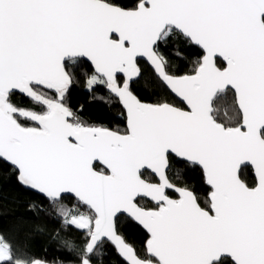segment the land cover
Here are the masks:
<instances>
[{"label": "snow or ice", "instance_id": "1", "mask_svg": "<svg viewBox=\"0 0 264 264\" xmlns=\"http://www.w3.org/2000/svg\"><path fill=\"white\" fill-rule=\"evenodd\" d=\"M172 37L203 50L193 74L165 70L158 45ZM80 58L94 69L87 88L103 85L126 111L123 131L68 105L69 65ZM137 58L186 107L133 95ZM16 92L29 107L12 102ZM0 159L47 202L29 211L59 223L52 238L75 264L93 256L103 264L105 242L126 264H264V0H0ZM173 164L202 169L204 207L169 178ZM245 164L254 186L238 176ZM121 214L146 230L149 258L118 234ZM69 226L81 230L79 243L62 235ZM0 264L49 261L14 250L0 233Z\"/></svg>", "mask_w": 264, "mask_h": 264}, {"label": "trees", "instance_id": "2", "mask_svg": "<svg viewBox=\"0 0 264 264\" xmlns=\"http://www.w3.org/2000/svg\"><path fill=\"white\" fill-rule=\"evenodd\" d=\"M120 2L129 5L132 0H120ZM158 50L166 58L165 70L173 75L193 74L194 62L203 56L200 49L195 48L183 38L178 40L176 37H172L166 44L160 43ZM217 66L223 68L222 62L217 61ZM138 67L141 71L140 78L130 84V90L141 102L155 103L163 97L170 103L184 107L183 104L177 103L178 101L173 96L165 95L155 73L146 63L138 61ZM69 68L73 73V82L66 95L68 105L90 124L106 127L113 131H123L126 117L118 100L111 96L103 85H94L91 91L85 88L86 80L93 72L90 65L80 59L75 66L69 65ZM118 83L122 84V77H118ZM101 96L106 100L98 99ZM10 98L19 107L30 106L29 99L18 93L13 94ZM229 101H231V93ZM217 106L219 107L220 104L217 103ZM216 115L218 121L226 122L222 107ZM95 168L97 171L101 170L97 164ZM178 168L180 169L179 174H177ZM168 174L173 183L180 187L186 186L193 191L197 196L198 203L202 207L205 206L209 188L205 185L199 168L173 164ZM238 176L248 186H254L255 178L250 167L242 168ZM169 194L172 198L175 197L173 193ZM33 202L47 203L41 195L20 185L12 166L0 159V233L12 242L14 250L23 249L37 259L48 260L50 264L53 259L63 260L64 264H75L76 255L67 249H62L59 242L52 238L53 230L60 228L59 223L43 214L38 216L29 211L28 206ZM65 202L72 205L74 200ZM141 204L149 206L145 201H141ZM81 210L86 211L83 207ZM37 226L44 230L37 231ZM117 230L118 234L122 235L126 242L134 247L139 257L149 258L144 247L148 235L142 228L121 216L117 223ZM62 235L74 238L79 243L81 230L69 226L66 230H62ZM102 251L104 252L103 264H125L118 258L115 249L107 243L103 244ZM92 261L93 264H99L96 256L92 257Z\"/></svg>", "mask_w": 264, "mask_h": 264}, {"label": "water", "instance_id": "3", "mask_svg": "<svg viewBox=\"0 0 264 264\" xmlns=\"http://www.w3.org/2000/svg\"><path fill=\"white\" fill-rule=\"evenodd\" d=\"M118 38V37H117ZM192 46H194L195 48H197V49H200L198 46H196V45H193V44H191ZM201 51H202V53H203V50L202 49H200ZM80 59H82L84 62H86L87 64H89L90 65V67L92 68V66H91V64H90V62L89 61H87L86 60V58H80ZM138 59V61H141V62H143V63H146L149 67H150V69L154 72V70L152 69V67H151V65L147 62V60L145 59V58H137ZM216 60L217 61H220V62H222V64H223V67H226V64H225V62L222 60V58H216ZM138 66V65H137ZM92 71H94V69L92 68ZM155 73V72H154ZM141 75V74H140ZM156 75V74H155ZM118 77H122L123 78V74H118ZM140 78V76L139 77H136V78H134L133 80H132V82L130 83V84H132V83H134L137 79H139ZM16 93H18L19 95H21V96H23V97H25V98H27L26 96H24L23 94H21V93H19V92H16ZM16 93H14V94H16ZM172 96L174 97V94H172ZM177 101L179 100V98H177V97H174ZM182 104V103H181ZM119 105H120V103H119ZM121 107H122V105H120ZM184 107H186L185 105H184ZM122 110H123V112H124V115H125V117H126V111L123 109V107H122ZM125 128H126V121H125ZM7 163V162H6ZM8 165H10L9 163H7ZM99 165L100 167H101V169L104 167L102 164H100V162L99 161H96V162H94V166L95 165ZM197 168H199L200 170H201V172H202V169L197 165L196 166ZM247 167H250L251 168V166L250 165H247V164H245V165H241V168H240V170L242 169V168H247ZM240 170L238 171V175H239V172H240ZM251 170H252V174H253V176H254V171H253V169L251 168ZM202 175H203V172H202ZM204 178V177H203ZM254 178H255V176H254ZM206 184V183H205ZM206 186L209 188V186L206 184ZM26 189H28V188H26ZM29 191H33V192H35V193H37V194H39L38 192H36V191H34V190H31V189H28ZM170 193H172L171 191H170ZM174 193V192H173ZM175 195H176V197L177 198H179L178 197V194L177 193H174ZM39 195H41V194H39ZM86 210V209H85ZM125 215L126 214H121V216L122 217H125ZM120 216V217H121ZM133 223H135L134 221H132ZM136 224V223H135ZM136 225H138V224H136ZM140 228H142V226H140V225H138ZM143 229V228H142ZM144 230V229H143ZM145 231V233L147 234V232H146V230H144ZM148 235V234H147ZM105 243H107L109 246H111V247H113L110 243H108V242H105ZM114 248V247H113ZM115 249V248H114ZM116 251V250H115ZM116 254H117V251H116ZM146 255H147V253H146ZM117 256H118V258H120V260H122L125 264H126V261H124L118 254H117ZM148 257V256H147ZM154 262H155V258L154 257H152L151 258ZM230 259V258H229ZM50 264V263H49Z\"/></svg>", "mask_w": 264, "mask_h": 264}, {"label": "flooded vegetation", "instance_id": "4", "mask_svg": "<svg viewBox=\"0 0 264 264\" xmlns=\"http://www.w3.org/2000/svg\"><path fill=\"white\" fill-rule=\"evenodd\" d=\"M205 185H206V184H205ZM169 193H170V192H169ZM172 193H173V192H172ZM172 193H171V194H172ZM173 194H174V193H173ZM174 196H175V197H174V199H176L177 197H176V195H175V194H174Z\"/></svg>", "mask_w": 264, "mask_h": 264}, {"label": "rangeland", "instance_id": "5", "mask_svg": "<svg viewBox=\"0 0 264 264\" xmlns=\"http://www.w3.org/2000/svg\"><path fill=\"white\" fill-rule=\"evenodd\" d=\"M85 88H86L87 90H89V89L87 88L86 84H85Z\"/></svg>", "mask_w": 264, "mask_h": 264}]
</instances>
